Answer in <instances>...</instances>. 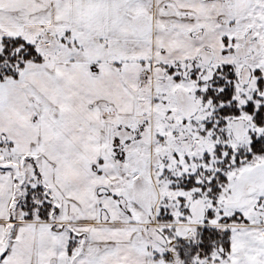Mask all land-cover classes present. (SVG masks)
Here are the masks:
<instances>
[{"label": "snow or ice", "instance_id": "6c2138e0", "mask_svg": "<svg viewBox=\"0 0 264 264\" xmlns=\"http://www.w3.org/2000/svg\"><path fill=\"white\" fill-rule=\"evenodd\" d=\"M0 264H264V0H0Z\"/></svg>", "mask_w": 264, "mask_h": 264}]
</instances>
